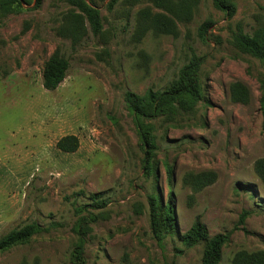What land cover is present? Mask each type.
I'll use <instances>...</instances> for the list:
<instances>
[{
    "label": "rangeland",
    "instance_id": "obj_1",
    "mask_svg": "<svg viewBox=\"0 0 264 264\" xmlns=\"http://www.w3.org/2000/svg\"><path fill=\"white\" fill-rule=\"evenodd\" d=\"M111 1L88 0L103 27L94 34L87 24L78 44L63 31L74 9L65 0L0 9V237L33 222L43 228L1 252L0 264H76L78 247L79 264H203L206 241L181 239L197 222L211 236L229 234L220 264L264 250V61L233 40L264 28V0H234L231 18L213 0H119L112 9ZM56 52L70 68L50 91L44 65ZM193 55L203 58L204 98L172 119L144 120L157 146L147 168L127 93L165 89ZM67 135L79 140L74 152L57 147ZM93 194L107 207L82 210ZM152 196L174 205L177 233L162 242ZM81 216H95L82 236Z\"/></svg>",
    "mask_w": 264,
    "mask_h": 264
},
{
    "label": "trees",
    "instance_id": "obj_2",
    "mask_svg": "<svg viewBox=\"0 0 264 264\" xmlns=\"http://www.w3.org/2000/svg\"><path fill=\"white\" fill-rule=\"evenodd\" d=\"M72 8L65 16L63 31L65 35L70 36L72 41L78 44L82 37L87 33V24L94 34L102 31L103 23L101 12L98 7L88 2V0H65ZM119 0H112L110 8ZM157 4L162 3L160 0H153ZM41 0H37V7ZM24 3L29 0H0V9L5 13L12 10H22ZM215 8L224 12L229 18L233 17L236 12L234 0H213ZM75 9L77 11H75ZM146 18L152 28L157 26L154 19L145 13ZM156 25V26H155ZM211 22L207 21L202 24L200 33L206 40V33ZM161 28V27H160ZM234 44L237 48L245 53L264 61V28L257 30L253 35L239 30L233 35ZM203 58L198 55L193 57L179 71L178 76L165 89L156 90L149 88L144 94L139 95L133 92L127 93L126 100L130 111L135 115L141 139L146 149L145 167L150 168L152 164L153 153L157 148L154 135L152 134L153 126L145 123V119H157L162 115H167L172 119L181 111H188L203 100V85L201 80V66ZM70 61L60 53H54L44 65L43 85L47 90H55L65 80ZM262 104L264 106V80L262 81ZM235 95L239 90L235 86L233 89ZM57 147L65 152H74L79 147V140L74 135H67L61 138ZM257 170L264 181V159L257 162ZM170 171V169H168ZM93 203L81 206L82 210H87L88 206L94 209H103L107 207L108 200L101 194H93ZM174 205L167 201L164 204L157 196L150 198V216L151 228L154 236L159 242L164 241L167 235L177 233L175 217L173 213ZM246 214L242 216L244 220ZM95 221V216L86 218L81 216L78 223V234L85 233L83 222L85 220ZM43 228L36 222L26 224L20 228H14L2 237H0V253L9 250L13 246L27 242L36 233ZM181 239L188 247H193L202 241H206L203 255V264H220L222 261L223 247L229 239V234L219 233L210 235L206 225L197 222L186 233L181 235ZM76 258V264L83 263V247H78L73 251ZM232 264H264V250L249 252L241 250L236 253Z\"/></svg>",
    "mask_w": 264,
    "mask_h": 264
}]
</instances>
